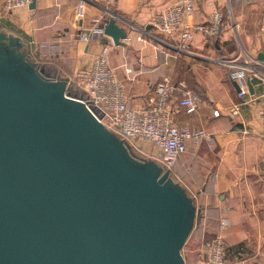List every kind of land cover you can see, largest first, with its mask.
<instances>
[{
    "label": "water",
    "instance_id": "water-1",
    "mask_svg": "<svg viewBox=\"0 0 264 264\" xmlns=\"http://www.w3.org/2000/svg\"><path fill=\"white\" fill-rule=\"evenodd\" d=\"M104 32L128 35L114 16ZM26 54L0 30V264H186L187 189Z\"/></svg>",
    "mask_w": 264,
    "mask_h": 264
},
{
    "label": "crops",
    "instance_id": "crops-1",
    "mask_svg": "<svg viewBox=\"0 0 264 264\" xmlns=\"http://www.w3.org/2000/svg\"><path fill=\"white\" fill-rule=\"evenodd\" d=\"M34 1V7L9 11L0 0V30L21 39L26 57L48 77L72 81L71 93H82L72 77L91 65L104 44L130 107L149 106L155 83L166 76L185 81L198 93L199 109L189 113L181 107L175 116L180 126L207 135L189 141L188 150L172 158L171 165L160 162L195 204L187 257L183 254L186 264H204L196 252L222 218L230 222L223 232L226 264L264 262V138L258 117V107L264 103V0H197L188 19L191 26L206 22L216 9L226 23L214 43L195 30L189 51L176 49L178 35L168 38L151 26L152 16L173 0H116L109 9L112 15L106 0ZM111 16L128 32L122 44L91 32L97 17L107 24ZM82 32L90 34L88 42L79 38ZM238 42L244 44V55L236 52ZM219 57L237 65L250 60L260 72L251 78L254 94L240 96L233 67L220 64ZM145 146L159 157L152 145Z\"/></svg>",
    "mask_w": 264,
    "mask_h": 264
},
{
    "label": "built area",
    "instance_id": "built-area-1",
    "mask_svg": "<svg viewBox=\"0 0 264 264\" xmlns=\"http://www.w3.org/2000/svg\"><path fill=\"white\" fill-rule=\"evenodd\" d=\"M206 1L212 3L214 0ZM32 2L33 0H5V7L9 11H18L31 7ZM113 2L114 0H106L108 4ZM196 3L197 0H173L168 7L151 18V26L157 34L168 38L178 35L176 49L179 51L190 50L195 30L201 31L208 41L214 43L225 29V17L219 9L214 10L206 22L191 26L188 19L194 13ZM80 12L83 13L82 6ZM105 26L106 21L97 17L91 32L104 37ZM79 38L88 42L91 37L89 33L82 32ZM108 53L109 46L104 44L89 67L74 73L72 79L82 89V93L74 92L72 96L83 100L99 121L127 140L133 150L169 166L173 163L172 158L188 150L189 141H198L207 135L204 131L192 130L177 123L175 115L178 108L183 107L192 113L201 105L200 96L185 81L163 77L153 87L154 101L149 106L130 107L125 85L117 77L115 68L110 65ZM229 61L233 67V78L240 87L239 94L245 97L250 92L249 80L260 75V72L250 60L242 65ZM79 95H84L85 98ZM258 117L264 138V103L258 107ZM146 144L152 145L159 157L151 155ZM229 226V219L222 218L219 221L218 229L205 242L204 251H200L201 260L205 261L203 263L226 264L227 245L223 232Z\"/></svg>",
    "mask_w": 264,
    "mask_h": 264
},
{
    "label": "rangeland",
    "instance_id": "rangeland-1",
    "mask_svg": "<svg viewBox=\"0 0 264 264\" xmlns=\"http://www.w3.org/2000/svg\"><path fill=\"white\" fill-rule=\"evenodd\" d=\"M115 1L116 0H114V2L113 3H111V4H108V3H106V5H107V10H109L110 8H111V6L112 5H114L115 4ZM109 14H110V12H108ZM244 44L242 43V42H238V45L236 46L237 48V50H236V52H237V54H243L244 55V46H243ZM235 52V53H236ZM236 55V54H235ZM243 55H242V59L244 60V58H243ZM241 59V60H242ZM218 60H219V63L221 64L222 63V65H228V66H231V64L229 63L230 61H229V59L228 58H218ZM136 155H138V157L139 158H142V157H145L146 158V156H143V155H139V153L137 154V153H135ZM158 161V160H157ZM167 169V168H166ZM173 176V175H172ZM225 239V238H224ZM188 241H189V239H188ZM188 241H187V243H186V245L183 247V249H182V253L186 256V254H187V246L189 245L188 244ZM226 242V241H225ZM188 244V245H187ZM204 246H205V242H203V244L201 245V247L197 250V252L196 253H200V251H204ZM187 257V256H186ZM200 259H201V257H200ZM201 261H204L203 259L201 260ZM258 260H256L253 264H264V262H257ZM205 262V261H204ZM205 264V263H204ZM238 264H243V263H238Z\"/></svg>",
    "mask_w": 264,
    "mask_h": 264
},
{
    "label": "trees",
    "instance_id": "trees-1",
    "mask_svg": "<svg viewBox=\"0 0 264 264\" xmlns=\"http://www.w3.org/2000/svg\"><path fill=\"white\" fill-rule=\"evenodd\" d=\"M79 96H82L83 98H85V96L84 95H79ZM133 150V149H132ZM135 153H137L135 150H133ZM138 154V153H137ZM140 155V154H139Z\"/></svg>",
    "mask_w": 264,
    "mask_h": 264
}]
</instances>
